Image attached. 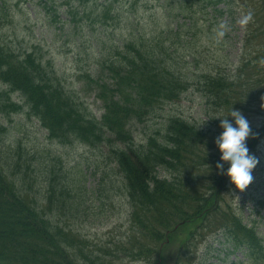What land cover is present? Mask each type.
I'll return each instance as SVG.
<instances>
[{"label":"trees","instance_id":"16d2710c","mask_svg":"<svg viewBox=\"0 0 264 264\" xmlns=\"http://www.w3.org/2000/svg\"><path fill=\"white\" fill-rule=\"evenodd\" d=\"M91 0H84L83 2H89ZM203 2H206L210 5H216L222 1L226 2V10L228 12L232 11V5H229L230 3L228 0H202ZM215 12L217 13V17L223 16V12L219 9H216ZM82 38V34L75 29L72 34V42L75 44H78ZM106 45H109V47L105 50L99 49L100 54H110L109 51L113 50L114 54H124V50L131 51L126 54H130L125 57L127 64L125 67L127 68V72L120 73L118 72V69L123 67L124 60L122 56L119 57H113L110 58L106 62V66L103 69V72L106 71V73L109 75V77L114 80L116 85V92L117 94H120L123 92L124 86L127 84H132L140 89V93H138L135 96V101L133 104H131L130 107H118L116 110L111 114L110 117V125L118 132V137L120 139L126 140L128 138L127 133L124 130L125 123L129 119V117L132 114H138L141 112V108L143 105L147 104L149 100H151L153 97H160L162 96L163 99L171 100L173 98H177L178 93L186 90V84L188 80L192 77L191 73L187 72L186 70H181L179 72H175L170 76H165L162 74L161 77L158 76V74H152L153 69L151 67V63L153 62V56H150L149 59H145L142 54V47L140 42L137 40H128L126 42H122L120 44L117 43H106ZM247 45V42H246ZM100 44L98 41H96L94 44H90L91 49H95L99 47ZM135 54V55H132ZM264 54L257 53V54H241L237 58V61L230 62L229 65L232 67V70L234 71V74L231 75L229 71L221 70L219 68H216L213 74H210V76L213 77H205L204 80L201 82L202 86L199 91L202 93L211 95L214 101V105L217 107H223L227 108L228 111H231L232 108L235 109L236 107H240L235 99H232V103H230V95L234 92L235 86H233L231 83H229V78L227 76L231 75V78L233 82L240 88V85L246 86L244 89V92L247 89H255L258 90L260 80L264 81V74L261 76L260 79V71H261V62L260 60L263 58ZM4 61V60H3ZM5 62V61H4ZM135 71L140 74L139 80H135L132 78ZM198 74L196 71L193 72V75ZM24 76H15V80L17 82L22 81ZM25 83L31 86V84L28 81H25ZM255 81L254 85H249L251 82ZM102 93V92H101ZM247 95L249 97H255L257 94L254 93V90L246 91ZM102 95V94H100ZM239 100H243L246 98V94H240L238 93ZM55 112V111H54ZM53 112V114H54ZM108 118V117H107ZM49 119H57L55 116L49 117ZM181 122V121H179ZM66 123V131H69V134L73 135L76 131L80 133V135L85 138L86 140L90 141L92 144H95L96 136H93L95 127L94 125H87L84 126L81 123H79L77 120H65ZM183 123V122H181ZM179 127V126H178ZM177 127H172V137L169 138L170 143H172L171 147H168L167 145L164 146H158L155 149L162 148L164 149V152L162 154H154V153H147L142 156H135L132 157V155H136L139 153H144L143 151L136 152L132 151V155H128L124 152H115L116 156L114 157V161L117 163L119 169L124 174V177L127 181H130V184L132 186V192H136L132 194L131 196L135 198H141L137 193L142 192L144 195H150L151 197L148 198H142L145 201H149L151 204V207L153 210L150 211V214H159L162 216L163 224H159L156 222L157 227L153 228L151 227H145L147 231L144 233H141V235L136 238L138 243L142 242L144 238L146 237L147 232L151 234H155L152 238V240H156L157 233L159 230V227L162 225H165L168 223V218L172 219L174 217H177L178 219H184L190 217L187 214V210L193 201L194 198L197 197V194L190 188H186L181 185L177 184H167L164 182H157L156 186L160 187L159 190H156V188L149 190V187L146 183V181L150 178L151 169L150 165L151 162H148L147 164L142 161L143 159H149L153 160L156 158H161V161L163 163H166L168 165H172L174 163H178L179 157L178 153L182 148H186L189 152H193L196 149L197 143L201 142L203 137L202 134L198 131V129L194 126H189L192 133V137H182L178 135L176 132L179 131L180 128L176 129ZM253 130V129H251ZM175 131V132H174ZM66 135V134H65ZM152 150H149L147 152H150ZM2 155L0 154V160L2 159ZM226 166V165H225ZM4 169V165L0 161V170ZM1 182V177H0ZM9 195H13L12 191L5 186L4 188ZM182 189H184L182 191ZM176 191L180 193V196L182 197V201L178 200L176 203L166 204L165 202L168 200L167 193ZM182 191V192H181ZM156 195V196H155ZM14 196V195H13ZM132 198V197H131ZM211 199L218 200L219 198V192H216L213 194ZM5 199L0 194V203L3 202ZM198 202V199L196 200ZM211 205V204H210ZM165 206L168 207L165 208ZM170 207V208H169ZM217 211L216 205H211L208 210H205L202 213V216L204 219L210 218L213 212ZM167 212H171L174 214V217L167 216ZM140 213L139 211L133 212L132 217L134 220L135 215H138ZM197 218V217H195ZM11 220V218H10ZM30 211L22 204L19 203L18 209L14 216L12 217V224L10 229H0V251H5L8 249V247L11 245L13 248V256L15 259H18L19 257V250L22 242H18L15 240L18 237H25V234L27 230L30 227ZM136 222V220H134ZM170 222V221H169ZM170 224V223H168ZM161 225V226H160ZM245 231V236L247 237V242L251 245H258L260 243L259 240L254 238L253 234L250 231H247L245 227H243ZM189 237L188 230L185 231L183 234L179 235V244L178 246L169 252V254L174 257L175 261L178 262L180 260L185 259H192L193 257H196V254L190 249V243L187 242V238ZM60 252V251H59ZM53 250L50 248L46 254L52 255ZM137 256L142 255V252L140 249H137L135 251ZM46 259V258H45ZM61 259H66L67 256L64 254ZM71 264H75L74 261H69ZM54 262V260H53ZM0 264H3L0 262Z\"/></svg>","mask_w":264,"mask_h":264},{"label":"rangeland","instance_id":"374dc122","mask_svg":"<svg viewBox=\"0 0 264 264\" xmlns=\"http://www.w3.org/2000/svg\"><path fill=\"white\" fill-rule=\"evenodd\" d=\"M149 12L150 9L147 8V13ZM44 23L46 24V22ZM64 53L65 51H58L55 48H52L50 54L48 55L51 56L54 62L61 64L62 67L67 70V74L69 76H72L71 75L72 73L69 72V70L75 69L77 63L72 62L71 54H64ZM73 82H75L74 77H73ZM86 104L92 109L93 113L96 114L99 112L98 105L95 104L92 101V99L90 98L87 99ZM171 109L174 111L183 110L185 114L193 113L195 111V109H190L187 105L185 107L173 106ZM16 120H18V118L14 117L13 121L15 122ZM24 121L27 124H25V126H23L22 128L23 133L18 134V136H20L21 142H23L24 140L26 146L32 151L39 150L44 146L51 148V151H46L42 153V155L37 154L35 156L32 153H30V151H27L24 147L22 148L21 146L22 152L26 155V157H28L29 160H32V162L38 161L41 164L46 161L51 162L54 158H57V152L62 156L63 160L71 161L70 166H74V164L79 160V154L81 153V151H78L76 154H73V152L64 151L65 148L48 143L44 137V131L40 127H38V125L35 122L28 121L26 119H24ZM256 157L258 158L259 161L257 164H261L264 166V164H262L260 161V158L264 159V141L261 142L260 145L258 146ZM54 162H57V160ZM43 172H46V169H43ZM36 174H38V169L36 166L31 167L29 170H26V173H24L25 184H27L33 179L37 182L38 179L36 177ZM252 176L255 177L256 175L252 174ZM97 178H98L97 176L95 179L90 178L86 184L87 188L91 187V189L92 188L95 189L94 185L97 183ZM100 189L101 186L99 188H96L97 193L100 192ZM91 192H92L91 190L90 191L86 190L84 196H79L80 199L87 201L85 204L86 209L83 215L79 217V219H69L67 221V225H69L73 229H76L80 235L84 236L92 244H97L101 241L107 242L104 237H106V233L108 232L111 225L114 223L111 221L115 220L114 217L109 218V215L111 214L112 210L117 209L120 206H124V200L118 195V193H115L114 196L108 194L107 197L105 198V202L106 204H108L109 200L112 202V206L110 207L111 209L108 210L106 213V217H108L109 219H107V222L104 225H96L99 221L103 219L96 220L93 218L94 216L93 212H97V208H96V204L94 202H91L93 198ZM43 207L47 213L50 212L55 213V210L57 208L55 203L48 204ZM60 218L62 219V217ZM262 220L264 223V217L262 218ZM64 223L66 224V222L62 220V224Z\"/></svg>","mask_w":264,"mask_h":264},{"label":"clouds","instance_id":"9594fccd","mask_svg":"<svg viewBox=\"0 0 264 264\" xmlns=\"http://www.w3.org/2000/svg\"><path fill=\"white\" fill-rule=\"evenodd\" d=\"M251 19L252 13L249 12L240 22L246 24ZM229 116L233 119H229ZM220 126L223 130L215 138L221 154L217 168L226 174L237 188L243 190L252 181V170L259 162L255 155L249 153L246 143L251 132L249 121L240 110L232 108L227 116L220 117ZM225 164L228 165L226 169Z\"/></svg>","mask_w":264,"mask_h":264}]
</instances>
